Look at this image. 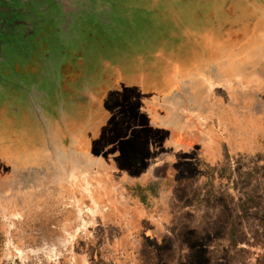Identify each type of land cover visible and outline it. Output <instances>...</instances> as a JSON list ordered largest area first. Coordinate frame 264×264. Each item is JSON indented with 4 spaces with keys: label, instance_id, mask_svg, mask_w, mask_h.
<instances>
[{
    "label": "rangeland",
    "instance_id": "rangeland-1",
    "mask_svg": "<svg viewBox=\"0 0 264 264\" xmlns=\"http://www.w3.org/2000/svg\"><path fill=\"white\" fill-rule=\"evenodd\" d=\"M64 2L97 10L54 79L94 105V158L0 149V264H264V0ZM11 114L0 141L37 136Z\"/></svg>",
    "mask_w": 264,
    "mask_h": 264
},
{
    "label": "flooded vegetation",
    "instance_id": "flooded-vegetation-1",
    "mask_svg": "<svg viewBox=\"0 0 264 264\" xmlns=\"http://www.w3.org/2000/svg\"><path fill=\"white\" fill-rule=\"evenodd\" d=\"M82 11V9L71 11L66 7L64 0H0L1 102L7 100L9 102L11 99L18 101L23 98L21 95L14 98L9 96V93L15 90L13 87L18 88L17 93H23L21 85L15 86L14 84V80H16L14 76L21 70L27 78H30V81L36 79V77H31L32 75H38L43 77V80H49L51 85L53 83L54 90H47L48 92L45 93L46 104L50 103L52 99L56 101L57 96L58 101L54 104L56 107L62 106L60 94L56 92L54 86L55 74L58 69L57 62L61 68L58 69V72L61 73L63 65L70 57L77 58L72 53H76L79 46L88 44V40L95 37L96 19L93 17L91 21L89 15L97 10L92 9L91 12L88 10L86 14ZM68 13L72 16L71 19L68 18ZM52 42L55 48L59 45L66 46L65 51L68 57L63 61L62 59L61 61L56 60L55 51L53 53L48 51ZM35 88H37L36 85ZM71 91L73 90L65 89L66 98L64 107H61L62 115L68 118V122L71 116L79 113L76 107L79 102L83 101L77 93H74L76 98L73 100ZM48 93H54L55 96L48 95ZM64 121L63 119V127L66 129ZM70 122L72 121L70 120Z\"/></svg>",
    "mask_w": 264,
    "mask_h": 264
},
{
    "label": "crops",
    "instance_id": "crops-1",
    "mask_svg": "<svg viewBox=\"0 0 264 264\" xmlns=\"http://www.w3.org/2000/svg\"><path fill=\"white\" fill-rule=\"evenodd\" d=\"M38 72L37 70V74ZM53 94L54 93H48V95L55 96ZM22 97L23 98L18 101H16V99H11L9 102L8 100L6 102L2 101L0 104V113L3 115V118L8 120L14 118L12 114L8 116V111L9 113H24L27 120L38 119L39 124L35 126L38 134L37 136L30 134L33 133L30 129L34 130V128H27V136L24 138L22 137L23 139L17 140L15 138L8 139L9 141L5 142H3V140L0 141V149L2 151L14 157H20L22 155V158L23 156L32 155L34 153L44 154V156L47 155L49 159H52L55 164V153H61L67 146H72L75 153L86 156L89 160H93V143L95 142L96 135L93 126L95 108L91 102L89 103L88 101L85 102V104L79 102L76 107L79 113L71 116L70 120L72 122H70V120L68 122V118L62 115V106H55V99H52L50 103L46 104L44 91L37 89L34 91V95H28L26 93V95ZM39 99H41V102ZM22 102L24 103L21 104ZM63 119L66 124H69V128L66 126V129H64ZM101 121L103 123V120ZM1 128L0 126V129ZM135 140L137 141L138 139L135 138ZM52 155L54 158L51 157Z\"/></svg>",
    "mask_w": 264,
    "mask_h": 264
},
{
    "label": "trees",
    "instance_id": "trees-1",
    "mask_svg": "<svg viewBox=\"0 0 264 264\" xmlns=\"http://www.w3.org/2000/svg\"><path fill=\"white\" fill-rule=\"evenodd\" d=\"M133 190V192H134V195L136 196H141L139 193V191H141L142 189H141V187H136V188H134V189H132ZM141 198V200H142V202H145V198L143 197H140ZM2 241H3V235L0 233V245L2 244Z\"/></svg>",
    "mask_w": 264,
    "mask_h": 264
}]
</instances>
